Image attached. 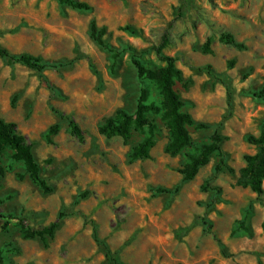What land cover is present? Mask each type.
Instances as JSON below:
<instances>
[{"label": "rangeland", "instance_id": "rangeland-1", "mask_svg": "<svg viewBox=\"0 0 264 264\" xmlns=\"http://www.w3.org/2000/svg\"><path fill=\"white\" fill-rule=\"evenodd\" d=\"M81 1L92 10L57 0H0V47L48 64L41 77L0 56V118L15 122L27 137L52 187L45 193L10 150L0 157L6 264H110L103 243L125 264H264V193L239 184L244 156L259 148L248 138L259 136L264 125V100L253 94L264 85V0ZM92 21L106 28L104 38L120 51L115 65L111 51L91 37ZM223 33L243 48L222 42ZM166 34L162 52L177 58L183 75L175 88L185 110L208 127H191L192 144L171 156L168 129L153 116L159 135L151 156L131 161L144 135L125 143L100 134L99 126L118 109L135 111L143 84L133 56L149 68L163 66L156 48ZM208 38L212 53H203ZM145 83L160 103L155 84ZM58 112L79 124L83 141ZM56 123L60 130L48 141ZM219 124L226 168L215 175L216 153L184 181L179 168ZM60 212L65 216L54 238L23 236L21 220L41 229Z\"/></svg>", "mask_w": 264, "mask_h": 264}, {"label": "trees", "instance_id": "trees-1", "mask_svg": "<svg viewBox=\"0 0 264 264\" xmlns=\"http://www.w3.org/2000/svg\"><path fill=\"white\" fill-rule=\"evenodd\" d=\"M60 4L66 5L76 10L91 11L92 7L85 1L81 0H57ZM128 31L135 33V30L130 26L125 28ZM91 37L94 41L103 48L111 51L113 65H115L120 56V51L111 47L110 43L104 38L106 33L105 27H99L95 21L91 22L90 26ZM220 40L224 43L232 44L237 48H243L235 36L231 33H223ZM169 43L168 35L166 34L161 44L156 48L157 54L161 61L165 64L157 68H149L143 64L136 54L133 56V63L137 70V75L142 81V87L137 99V105L134 112L126 109H118L116 113L107 118L99 126V133L107 138L119 136L125 143H129L135 133L143 134L144 138L133 146L130 152V160L136 161L140 159H148L151 156V150L156 145L159 135V126L154 121L153 116H160L169 132V142L166 145V152L171 156H177L186 150L192 144L190 128L197 129L207 128V124L196 122L192 115L185 110V102L180 93L176 90L175 85L178 81L183 80L182 71L177 67V58L166 56L163 54V49ZM211 39L208 38L203 47V53H212L210 49ZM0 56L10 58L16 62L37 71L41 77L44 76V71L48 64L40 57L29 53L12 54L8 49L0 47ZM233 62H230L232 64ZM150 81L155 84L160 96L161 102L158 103L151 97L150 87L145 83ZM254 96L264 100V85L259 90L253 92ZM59 113V112H58ZM60 117L68 120L71 133L80 141L84 140V132L79 124L72 118L67 117L63 113H59ZM219 124L215 132L212 134L210 141L203 144L201 149L196 153L188 154V162L181 168L179 172L183 175L184 181H190L196 177L200 168L207 165L210 158L214 154L220 156V162L215 166V175L219 174L226 168L224 151L222 148V135L220 133ZM60 130L59 123L52 125L46 134L48 141L51 137L57 134ZM251 144L257 145L258 151L254 154H246L244 159L246 165L241 169L239 184L243 187H249L251 190L262 195L264 193V125L259 136H250L248 138ZM10 150L11 158L17 162H23L26 171L29 173L32 181L37 184L45 193H50L52 187L42 175L41 167L35 157L33 145L28 141L27 137L20 133L15 122L6 121L0 118V157ZM230 169V168H229ZM2 168H0V171ZM231 170V169H230ZM214 175V176H215ZM23 177V175H19ZM202 188L207 189V182L202 185ZM214 190L219 194L222 191L221 187H214ZM160 192L168 191L165 188H159ZM2 200H0V203ZM215 199L212 201L213 205ZM210 205V206H211ZM209 206V207H210ZM65 216L63 212L59 213L58 220L41 229H33L26 225L21 220V230L25 238H39L42 241H47L48 238H54L55 233L60 225V220ZM0 217H2L0 215ZM208 223V222H207ZM242 221V226L244 227ZM264 225V223H263ZM95 238L99 241L97 229L95 228ZM104 244L105 255L110 264H125L110 250L107 244ZM0 264H6L0 252Z\"/></svg>", "mask_w": 264, "mask_h": 264}]
</instances>
